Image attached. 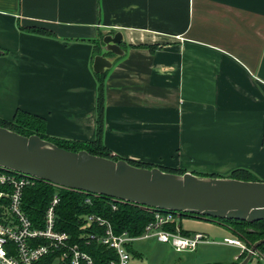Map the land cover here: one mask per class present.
I'll list each match as a JSON object with an SVG mask.
<instances>
[{
	"label": "crops",
	"instance_id": "crops-1",
	"mask_svg": "<svg viewBox=\"0 0 264 264\" xmlns=\"http://www.w3.org/2000/svg\"><path fill=\"white\" fill-rule=\"evenodd\" d=\"M116 33L102 134L113 155L264 178V0H0V118L21 111L51 138L95 141L94 60Z\"/></svg>",
	"mask_w": 264,
	"mask_h": 264
},
{
	"label": "water",
	"instance_id": "water-1",
	"mask_svg": "<svg viewBox=\"0 0 264 264\" xmlns=\"http://www.w3.org/2000/svg\"><path fill=\"white\" fill-rule=\"evenodd\" d=\"M101 54L94 60L95 74L113 64L107 53L123 54L121 33L103 38ZM0 168L27 174L87 195L108 197L157 212L191 215L207 220L255 223L264 220V182L178 175L158 167L131 165L87 151L72 152L34 135L23 136L0 126ZM264 239L255 243L239 264H250Z\"/></svg>",
	"mask_w": 264,
	"mask_h": 264
},
{
	"label": "built area",
	"instance_id": "built-area-1",
	"mask_svg": "<svg viewBox=\"0 0 264 264\" xmlns=\"http://www.w3.org/2000/svg\"><path fill=\"white\" fill-rule=\"evenodd\" d=\"M37 182V179L27 174L0 168V264H95L89 251L95 243L113 253L109 264L130 263L128 246L138 238L127 232L116 233L112 223L102 216H79V235L76 239L60 229V191L71 189L52 184L56 192L45 213L42 218H32L25 210V197L26 190L34 187ZM83 194L84 204L93 205V198L97 195ZM113 209L116 210L117 206H113ZM178 221V216L172 212L155 211L154 222L146 227L140 238L156 237L162 243H170L177 252L192 251L199 244L208 242L203 233L185 236L179 228L175 232L164 229ZM224 242L241 249L242 254L251 248L238 237L227 238ZM255 256H260L259 252Z\"/></svg>",
	"mask_w": 264,
	"mask_h": 264
},
{
	"label": "trees",
	"instance_id": "trees-1",
	"mask_svg": "<svg viewBox=\"0 0 264 264\" xmlns=\"http://www.w3.org/2000/svg\"><path fill=\"white\" fill-rule=\"evenodd\" d=\"M26 31L31 33L41 35V36H52L54 35L48 29L41 27H30L26 28ZM101 45H98V51L101 54ZM113 53H107L106 56L112 55ZM104 74H96L99 82V93L97 99V138L92 142H83L76 140H65L59 138H51L46 134V123L43 118L32 116L25 112L17 111L15 117L12 121H8L0 118V126L12 130L18 134L26 137L30 136H40L42 139L52 142L53 144L69 150L72 152L87 151L92 155L100 156L115 161L121 160L118 156L113 155L112 152L102 143V134L104 131V112H105V91H104ZM128 162L136 167L153 169L158 167L154 164H149L145 162H136L128 160ZM161 170L174 173L178 175H184L187 172L185 170L168 168V167H158ZM200 177H210V178H225L224 176H219L216 174H196ZM228 178H233L242 181H259L258 178L248 170L237 169L234 170ZM56 192L55 187L47 182L38 181L37 184L26 190L25 197V210L32 217L42 218L45 213L47 206ZM62 197V204L59 207V227L62 231L68 232L74 236L76 239L79 235V221L78 218L85 214H97L103 218L109 220L116 233L127 232L130 236L134 238H140L144 235L146 227L154 222L155 211L147 209L142 206L135 204L117 202L114 199L102 196H94L93 205L89 206L84 204L85 194L77 192L74 190L60 191ZM113 206H117L114 210ZM178 223L174 222L165 226V230L175 232L179 228L180 232L185 236H190L191 234L184 232L180 224L183 217L196 218L201 220H207L204 218H197L191 215H179ZM214 222L218 225H222L230 229L239 239L246 243L249 247L253 246L255 243L264 239V220L249 223L246 221H235V220H221L216 219L207 220ZM129 252H131V246H128ZM95 260V264H109V261L113 258V253L108 250L105 246L94 244L89 250ZM259 258H264V244L258 249ZM247 256V252L241 254L242 260ZM240 261L234 264H239ZM211 264H221V263H211Z\"/></svg>",
	"mask_w": 264,
	"mask_h": 264
},
{
	"label": "rangeland",
	"instance_id": "rangeland-1",
	"mask_svg": "<svg viewBox=\"0 0 264 264\" xmlns=\"http://www.w3.org/2000/svg\"><path fill=\"white\" fill-rule=\"evenodd\" d=\"M258 179L264 181L262 177H258ZM182 220L181 226L184 232L191 235L203 233L208 238V242L199 244L194 252L177 253L170 243L163 244L155 237L138 238L130 245L132 250L129 264H211L217 262L233 264L238 261L242 262L246 258L242 260L240 257L241 249L224 242L227 238L235 239L237 237L230 229L207 220L190 217H183ZM201 255L204 258H201ZM251 264H264V258L255 256Z\"/></svg>",
	"mask_w": 264,
	"mask_h": 264
}]
</instances>
